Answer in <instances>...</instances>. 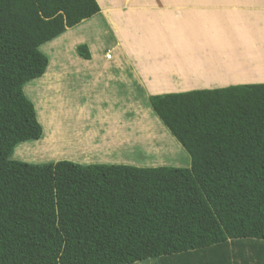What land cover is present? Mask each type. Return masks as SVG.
I'll list each match as a JSON object with an SVG mask.
<instances>
[{
    "label": "trees",
    "instance_id": "trees-1",
    "mask_svg": "<svg viewBox=\"0 0 264 264\" xmlns=\"http://www.w3.org/2000/svg\"><path fill=\"white\" fill-rule=\"evenodd\" d=\"M99 10L96 0H0V264L261 258L264 242L249 256L242 239L264 241V82L148 96L187 167L11 158L42 134L23 91L48 65L40 46ZM76 52L90 59L85 43Z\"/></svg>",
    "mask_w": 264,
    "mask_h": 264
},
{
    "label": "crops",
    "instance_id": "crops-1",
    "mask_svg": "<svg viewBox=\"0 0 264 264\" xmlns=\"http://www.w3.org/2000/svg\"><path fill=\"white\" fill-rule=\"evenodd\" d=\"M96 1L100 10L89 19L96 22L99 18L104 23L112 37L108 51L113 52H106L104 57L115 62L95 65L94 57L67 67L63 64L58 70L55 57L44 73L56 68L53 88L56 80L63 78L65 68L72 69L77 79L80 73L86 74L95 100V104L90 99L84 106L79 104L80 109L78 105L71 109L67 99V104L53 110L57 102L53 97L45 98L48 114L58 117L50 125L59 122L54 132L65 139L54 150H63L61 158L68 157L66 152L73 148L78 158L72 157L79 163L130 164L135 162L133 151L141 148L139 158L155 166L164 160L157 155L165 149L166 142L160 138L164 129L162 125L156 128L157 121L140 104L142 100L148 102L152 94L264 82V0ZM81 24H77L79 29ZM75 26L51 40V48L63 49L69 39L72 44L76 38L82 40L81 34L73 33ZM88 42L91 52L93 44ZM75 111L80 112L82 121L72 141L61 133L70 129ZM79 117H75L78 122ZM39 122V139L46 142L51 133L47 135L49 130ZM13 155L24 159L19 152Z\"/></svg>",
    "mask_w": 264,
    "mask_h": 264
},
{
    "label": "rangeland",
    "instance_id": "rangeland-1",
    "mask_svg": "<svg viewBox=\"0 0 264 264\" xmlns=\"http://www.w3.org/2000/svg\"><path fill=\"white\" fill-rule=\"evenodd\" d=\"M97 17L98 16H96L95 18H97ZM91 21L92 20H90L89 18L85 19L82 21L81 26L82 25L83 26L81 29H79V27H80V26H78L79 24L73 28V31H74L73 33L81 34L82 40H80V41H78L79 38H76L75 42L72 44V43H70L71 39H69L68 43H65L63 49H57V47L55 46L56 49L50 50L52 47L51 46V40L40 46V50L48 57L47 67L50 65L51 62L55 61V57L58 58V62H59L57 64L58 70L61 69L60 67H62L63 64L67 67V65L77 64L78 62L87 61L86 59H83L82 57H80L77 54L76 46L80 43H85L86 45H88L89 44L88 40H90V42L93 44V46L90 45L91 56H90V59H88V60H92L95 57L94 59H97V61L95 62L97 64H95V65H98V64L101 65V63L104 61L106 63H114L115 62L114 58L112 60L108 61L104 57L106 52H109L111 55H113V52L108 51L111 48V45L108 44V42H109V40L112 39L111 35H109L110 33H108L105 30V25L103 22L100 21L99 18L96 19V22H91ZM83 36H85V37H83ZM58 41L61 42V40H58ZM87 42H88V44H87ZM88 49H89V47H88ZM47 67H46V69H47ZM52 70H53L52 73H49L51 75L49 82L46 84V86L42 87V90L44 91V94L47 95L46 98H48V99L51 98L50 88H53V80H55L53 76L56 73V68L54 69L52 67ZM62 74H63V78L56 80V88L59 89V92L57 91V95L60 94V96L62 98H65L64 100L68 99L69 100L68 102H70V105H71V109H74L75 106H77V105H78V109H80V105L84 106L86 103L90 102V99H91L92 103L95 104V100H94L93 93H92V86L89 85V83H86V82H88V81H86V79L88 80L86 74L81 75V73H80L78 76L79 79H77L73 70L69 69V68H65L62 71ZM44 76H46V74H44ZM73 76H74V80L70 81V77L72 78ZM56 88H53V90ZM23 91H24V87H23ZM24 94L27 96L25 91H24ZM41 97H43L42 93L39 96V98H41ZM52 97L54 98V102H56L55 97L53 95H52ZM74 99L76 101H74ZM66 104H67V101H66ZM110 104H112V103H110ZM140 104L142 106H144V108L147 109L150 117H155V119L157 121L156 128L159 129L158 125L159 126L162 125L164 130L160 129V131L163 130V132L166 133L167 136L169 135L171 137L170 141L168 142V141H166L165 137L160 136V138L163 141H165L166 144H165V149H160L159 153H157V155H159L164 160L160 163H155V166L167 165V166L187 167L188 164L190 163L189 154L185 151L184 148H182V146H180V144L175 140V138L169 133L168 129H166L165 125L161 122V120H159L157 118V116H155V114L151 111V109L148 105V102L142 100L140 102ZM78 113L80 114V112H76V111L73 112L74 120H72L70 122L71 125H70L69 130H67L66 132H62L61 130H59V132H62L61 133L62 136L67 137V139L72 140V141H74L75 137L79 134L78 130L81 127L80 121H82V120L79 117ZM75 117H79L78 118L79 122L75 119ZM46 118H48V120H49L48 124H51L52 121H56L58 119V117L55 116L54 114H52V112H51V114L49 113V115ZM39 121H41V120H39ZM45 128H46V130H49L47 135H49V133H51L49 135V139L46 142H44L43 139H38V140H32V141H24L21 144L19 143L18 145H16L14 147L11 157H14L15 159H19L22 161L33 162V163L49 162V161H57V160H71L74 162H76V161L78 162V160L73 159L74 157L78 158V155H74V153H75L74 150L71 151V149H73V148L69 149L68 152H66L68 154L67 155L68 157H64V158H61L62 154L64 153L62 149L60 151L59 150L56 152L54 151L56 148H59L62 146V144L65 142V139L63 137H59L54 132L55 129H51V127H49V126H45ZM52 132H54V133H52ZM171 140L174 141V143H172ZM44 143H45V145H44ZM14 150L18 151L24 157V159H22L20 157H15L13 155ZM140 152H141V148H136V150L133 151L132 154L136 155V156H133V158H135L134 159L135 162L130 163V165L153 166V165H151V163L149 161L139 158ZM72 156H74V157H72ZM29 159H33L36 161H32ZM93 162H96V161H93ZM242 240L245 243L244 255H249V256H250V252H251V250H249V243L251 241H255L258 243L264 242L262 240H257V239H242ZM229 247H230V245H229ZM233 250H236V249H233ZM188 252H190V251H188ZM261 252H262V256H260L261 258H256L258 260L253 259L252 261L249 260L248 264H264L263 263L264 262V250H261ZM185 253L186 252L177 254L174 257H168V258L164 257L162 259H157V260L150 258L147 260L137 261V262H134L132 264H190V263L193 264V261H189V259L192 258V255H184ZM233 253H234V251H230V255ZM179 255H181V256H179ZM194 261L197 264H199L196 261V259ZM225 264H235V263L227 261ZM245 264H246V262H245Z\"/></svg>",
    "mask_w": 264,
    "mask_h": 264
},
{
    "label": "bare ground",
    "instance_id": "bare-ground-1",
    "mask_svg": "<svg viewBox=\"0 0 264 264\" xmlns=\"http://www.w3.org/2000/svg\"><path fill=\"white\" fill-rule=\"evenodd\" d=\"M50 50H53V48H51ZM50 77H51L50 74H46V76H43L42 78H38L36 80L33 79L32 81H30L29 83L24 85V91L26 92L27 96H30L33 99V101H34L33 104L35 105L34 106L36 108L35 111H37V116H38L39 120H41V122L45 126H49V127H51V129H56L59 122H56L52 125L48 124L49 120L46 117L49 114L47 112V105H46V101H45V98L47 97V95L44 94V91L42 90V87L45 86L49 82ZM57 91L59 92V89L56 88L53 90V88H50L51 97L53 95L56 99V102H57L56 105L53 106V110L55 107L58 108L59 104H63L66 102V100H64L60 96V94L57 95ZM41 93L43 94V97L39 98ZM157 132H160V131H157ZM162 132L160 133L161 137H165V139L167 140V137H168L167 134L166 133L163 134ZM169 140H170V138H169ZM169 140H168V142H169ZM15 152H18V151L14 150V153Z\"/></svg>",
    "mask_w": 264,
    "mask_h": 264
}]
</instances>
